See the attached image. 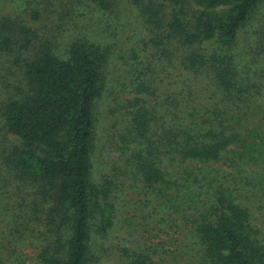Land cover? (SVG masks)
<instances>
[{
	"label": "trees",
	"instance_id": "trees-1",
	"mask_svg": "<svg viewBox=\"0 0 264 264\" xmlns=\"http://www.w3.org/2000/svg\"><path fill=\"white\" fill-rule=\"evenodd\" d=\"M262 4L0 0V264H27L29 247L28 264H99L110 255L104 241L117 207L110 187L93 180L92 154L121 25L133 29L118 58L135 68V96L116 150L153 211L186 222L154 236H169L174 258L189 256L179 264H264V221L254 212L256 202L264 208V33L242 43ZM156 62L176 73L173 94ZM149 219L158 218L144 215V246L123 247L118 263L170 261Z\"/></svg>",
	"mask_w": 264,
	"mask_h": 264
},
{
	"label": "rangeland",
	"instance_id": "rangeland-1",
	"mask_svg": "<svg viewBox=\"0 0 264 264\" xmlns=\"http://www.w3.org/2000/svg\"><path fill=\"white\" fill-rule=\"evenodd\" d=\"M253 18L254 19L251 22L250 27H248L243 33L245 38L242 43L246 42L248 32L251 37L258 38L261 33H264V4L257 8ZM130 27L131 26L125 27L124 25H121L119 28H124V30L119 33L120 38L117 39L118 48L115 52V56L106 67L105 86L96 108L97 121L95 139L93 140L92 177L99 186L108 185L110 187L112 196L111 199L117 207L115 226L104 241V246L110 249V255L107 260H102L99 264H123L118 263L120 250L123 247L128 246L137 249L139 246H144V215L147 216V213L151 211L152 215L158 218L156 221L151 219L148 220V229L152 234L151 237L154 239L155 245H158L159 240V245H164L165 241H167L168 243L165 245H168L170 248V251L166 254L165 252H161V256L163 259L164 257L165 259H170L167 264H179L180 262L185 263V260H187L189 256L181 253L178 257L174 258L173 254L175 253L171 252V250L175 249V246H170L168 235H162V239L165 241L159 236H154L155 233L162 231L174 234L176 221L178 220L183 223L185 221L183 219L171 217H160L157 211H153V205H151L144 196V187L142 183L137 181V177H135L128 170L125 161L121 158L120 152L116 150L115 146V136L117 135L118 129L123 127L128 100L135 96L130 85L134 75H130L129 72L130 70L134 71L135 68L127 66L124 59L118 58L120 54L127 55L129 52V43H127L126 40L127 36L133 32V29ZM121 49H123V51H121ZM158 63L159 62H156L155 64L157 74L160 75L158 80L162 82V87L163 89H166L168 94H173L175 89L174 83L176 80V73H174L173 70L169 74L163 72L162 64L158 65ZM3 76L4 78L7 77L6 72L3 73ZM9 81L12 85H16V78L14 79L13 76ZM5 85V82L0 85V94L5 91ZM165 96L164 92L163 96L160 95V100L165 101ZM151 99L154 100L155 98L152 96ZM180 104L182 106H186L187 101L181 99ZM0 202H2L1 194ZM260 204V202L255 203L254 212L261 221H264V208H258ZM162 218H167L168 220H162ZM160 221H162L161 225L165 223L162 230H159L158 228L154 229V227H158V223H160ZM257 222L264 229V222L261 223L259 220H257ZM1 230L2 219L0 212V231ZM184 241L185 236H183L181 240L177 241V245H182ZM23 251V253L26 254L28 264L30 259L34 257L33 248L29 247ZM177 252L178 250L176 253Z\"/></svg>",
	"mask_w": 264,
	"mask_h": 264
}]
</instances>
